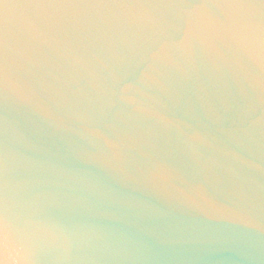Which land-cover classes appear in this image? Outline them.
<instances>
[{
  "label": "water",
  "instance_id": "obj_1",
  "mask_svg": "<svg viewBox=\"0 0 264 264\" xmlns=\"http://www.w3.org/2000/svg\"><path fill=\"white\" fill-rule=\"evenodd\" d=\"M24 254L264 264V0H0V264Z\"/></svg>",
  "mask_w": 264,
  "mask_h": 264
},
{
  "label": "clouds",
  "instance_id": "obj_2",
  "mask_svg": "<svg viewBox=\"0 0 264 264\" xmlns=\"http://www.w3.org/2000/svg\"><path fill=\"white\" fill-rule=\"evenodd\" d=\"M6 229H7V218H5V230ZM17 264H31V262H30L29 257L26 254H24V255H21Z\"/></svg>",
  "mask_w": 264,
  "mask_h": 264
}]
</instances>
